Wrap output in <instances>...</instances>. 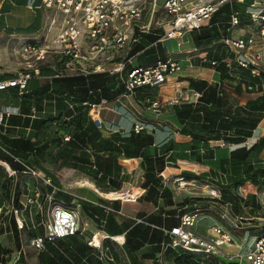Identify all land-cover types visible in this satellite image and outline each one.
<instances>
[{
  "label": "built area",
  "instance_id": "1",
  "mask_svg": "<svg viewBox=\"0 0 264 264\" xmlns=\"http://www.w3.org/2000/svg\"><path fill=\"white\" fill-rule=\"evenodd\" d=\"M236 4L246 5L247 20H242L238 12L233 11L229 15L227 35L222 39L228 52L222 62L227 73L234 78V85L244 82L241 79L242 71L249 73L247 84L243 86L246 92L251 93L254 86L250 80L261 78V67L264 65V0H42L40 8L44 22L39 39L20 42L19 53L24 61L13 77L0 82V91L16 88L20 97L29 93L28 83L40 77V62L50 51L51 43L47 46L44 44L54 36L60 44V53L74 57L77 66L72 70L77 76L119 73L125 92L113 102L124 106L125 100L133 99L138 90L159 88L168 83L172 76L183 71V62L192 65L194 59H200L208 63L207 50L196 46L181 50L183 39L205 27L204 23L207 22L209 26L214 15L225 6L233 8ZM159 30L163 33L151 46L175 41L177 49L168 52L166 60L145 66L134 65L136 56L141 52L130 56L131 47L142 35ZM121 53H127L128 58L114 63L115 56ZM64 59L67 61V58ZM66 61V66L70 67L72 63ZM211 63L216 66L215 62ZM83 64H90L89 69L83 68ZM43 67L53 70V78L70 76L54 67ZM261 81L264 86V78ZM222 89L218 92L220 97H223ZM201 96V93L190 88H178L172 97L157 95L149 101L147 109L160 116L166 108L181 103H197ZM108 103L103 99L97 104L84 102L83 105L89 106L90 111L100 112L101 106ZM35 113L33 110L32 115ZM12 115L19 116V110L8 108L0 112V124H6ZM91 116L97 128L102 130L103 121ZM144 130V124L134 125L136 134ZM154 130L155 127L151 129ZM69 139V136L65 137V141ZM260 140L256 138L255 143ZM216 146L224 148L229 144L221 141ZM211 147L215 146L211 144ZM9 159L19 169L12 167ZM2 161L9 168H5ZM261 163L264 164V159ZM184 172L176 163L167 161L165 169L160 172L163 187L173 191L174 199L182 198V194L208 199V209L213 210L219 221L211 224L205 234H199V219L204 218L207 209L195 208L183 214L179 225L163 228L171 241L163 246L156 263L166 264L163 252L171 248L200 256L201 264L208 259H213L216 264H264V188L256 186L250 189L249 183L239 185L228 191L226 195L230 200L223 202V185L210 179H188ZM20 173L24 176H20ZM125 174L132 175V172L123 171L122 175ZM26 176L28 181H25ZM44 188L51 190L45 192ZM59 192L60 188L51 177L42 174L0 143V238L14 235V243L19 244L14 252L7 255L11 259L10 264H27L26 245L39 257L46 251L48 243L77 236L85 238L86 245L99 262L125 264L111 253L114 248L124 246V236L121 241L117 236H110L103 229V223L100 228L96 227L95 232H90L88 224L82 220L73 204L58 200L56 195ZM119 201L123 203V200ZM104 208L106 212L123 215L121 210L115 211L110 206ZM135 221L143 222L138 218ZM23 230H28V236H23ZM88 232L90 237L87 236Z\"/></svg>",
  "mask_w": 264,
  "mask_h": 264
},
{
  "label": "trees",
  "instance_id": "2",
  "mask_svg": "<svg viewBox=\"0 0 264 264\" xmlns=\"http://www.w3.org/2000/svg\"><path fill=\"white\" fill-rule=\"evenodd\" d=\"M236 5L240 6V4ZM236 5L233 8L229 6V13L220 10L214 15L209 26L192 32L194 46L207 50L209 61L215 62L216 66L214 67L221 73L222 78L230 81H234V78L227 73L225 64L222 62L228 52L226 46L222 43V39L227 35L228 20L231 12H238L242 20H247L246 9L242 13L235 8ZM162 33V30H159L151 34H144L134 44L131 55L141 52L135 60L137 65L145 66L159 60H166L168 52L165 46H162L161 43H158L157 46H151L159 39ZM208 65L209 67L212 66L210 63ZM45 69L47 70V68ZM241 73V79H244V82L235 85L237 88L246 85V81L249 79L247 71H242ZM262 74L261 78L250 80L254 86L251 93L260 92L262 95L241 108L240 113L231 112L224 106V95L220 97L218 94L222 88L220 84L209 85L205 81L189 80V88L201 93L202 96L197 103H181L171 107L174 108L180 120L182 125L181 132L184 135L193 137L198 145L219 140L232 144L246 142L248 138L252 137L254 130L258 127L261 119L264 118ZM124 92L125 88L121 82L116 81L114 76L105 74L86 77L65 76L63 78H52L38 89L21 96L20 115L11 117L8 121L10 125L31 126L34 130H40L46 123L34 120L30 124V119L27 117L32 103H35L39 109V102L43 100L54 101L60 116L50 117L49 123L50 126L53 124L57 126L61 134L52 132L53 135L49 141L50 145L54 143L59 145L56 159L53 158L51 149L49 157L56 163L61 161L62 166H72L90 177L103 192H118L124 182L123 171L118 163L120 156L130 159H142L141 167L145 178L143 185L148 188L146 200L157 204L159 198L167 197L169 199L166 203L168 205L176 204L175 210L167 212L164 210L166 213L164 214L160 208L157 214L147 217L141 216L142 223H135L130 226L127 223H119L116 215L106 212L103 207L94 206L87 202L82 203V208L88 217L96 218L97 222L103 223V229L110 236L116 237L125 233L126 242L124 249L132 264H140L136 253L146 245H151L154 249L153 252L146 254L143 258L156 260L157 256L162 253L163 246L171 241L170 237L164 234L163 228L179 225L180 216L185 211L184 207L192 208L196 205L208 208L210 204L208 199L193 196L177 202L173 199V191L170 188H163L160 172L165 169L167 161L172 160L158 156L150 157L144 154L146 147L152 144L151 135L143 134L142 132L136 134L133 131L130 136H122L116 133L111 139L102 137L100 129L97 128L90 116L89 106H84L83 103L97 104L103 99L109 102L115 101ZM156 96V91L144 92L143 89H140L134 99L136 102L146 104L148 107L149 101L155 99ZM65 136L70 137L69 141H65ZM10 144L12 147L10 150L26 161L31 154L40 153L43 150V146H36L35 143L23 138L14 139ZM44 147L46 149L49 148L48 143ZM263 147L264 138L249 151L246 148H242L231 152V160L245 163L242 166L244 176L239 181H231L232 183L230 182L223 186V202L230 200L226 195L228 191L237 188L239 185L251 183L264 188V167L255 166L252 162H248L249 153L251 151L259 152ZM5 159L7 158L5 157ZM8 161H10L12 167L19 169L17 164L10 159ZM184 174L188 179L202 180L200 175L195 173L184 172ZM160 187L163 188L162 192L159 191ZM167 193L168 196H166ZM57 198L67 204H71L74 199L64 193L58 194ZM112 205L116 211L120 210L118 201H115ZM177 211L181 212L177 214ZM65 252L69 254L77 253L75 261L77 260L81 263L82 257H80V253L92 254V249L78 237L66 238L54 244L48 243L45 253L43 252L44 254L42 253L43 255L41 254L40 256V263L69 264L64 258ZM111 253L117 259L116 254L113 251ZM163 259L166 264H201L202 261L198 255L183 253L171 248L163 252ZM75 263L73 262V264Z\"/></svg>",
  "mask_w": 264,
  "mask_h": 264
},
{
  "label": "crops",
  "instance_id": "3",
  "mask_svg": "<svg viewBox=\"0 0 264 264\" xmlns=\"http://www.w3.org/2000/svg\"><path fill=\"white\" fill-rule=\"evenodd\" d=\"M41 2L42 0H0V43L5 39H15L19 42L37 39L41 33L44 22L43 11L40 8ZM165 44L167 52H174L170 49V45H168V42H166ZM138 53L140 52H137L134 55H137ZM194 61H198L200 62V64H203L200 59ZM208 63L212 65L210 61H208ZM182 65L183 69L185 67V70H183L180 74L170 78V82L167 88H162V86L159 88H143V91H156L157 95L161 97L172 96L175 94V90H177L178 88L189 89V80L195 78V76H200L198 77L199 81H205L209 85H214L217 83L220 84L224 92V106L234 113H240L241 108L245 107V105H247L249 102L255 101L258 97L262 95L260 92H246L244 86H242L241 88L235 87L232 81L222 79L221 73L217 69H215V67H208L206 69L204 68L205 72L200 71L197 73L196 71L200 69V66L195 67L189 62H183ZM45 68L47 67H42L40 77H35L29 81V92L38 89L53 78V70L51 68H47L46 70ZM2 75L3 74H0V82L11 78V76L6 77ZM237 89H239L240 91ZM18 95L19 93L16 88H9L5 91H0V112H3L8 108H14L18 109L21 113V97H18ZM33 110L36 111L34 116L32 115ZM99 110L100 112L90 111V116L93 115L103 121V127L102 130H100L103 138L111 139L112 136L116 133H119L122 136H130L133 133V128L135 124H144L146 130L142 131V133L152 136V144L146 147V149L144 150V154L146 156H158L172 160V162L177 164V167L180 170H183L186 173H195L197 175H200L202 180H213L221 186H225L231 181H239L244 176V170L242 166L245 163L236 160H231V152L242 148H246V150L249 151L256 144V138H264V118L261 119L258 127L254 130L252 137L248 138L247 141L242 144H232L224 140H219L209 141L207 144L198 145L195 143L193 137L184 135L181 132L182 125L176 115V111L174 110V108H166L160 116H156L147 109L146 104L138 103L133 98L128 102L125 101L124 106L111 101L108 104L102 105ZM23 116L25 117V115ZM59 116L60 112L57 110L54 101L43 100L39 102V109L36 107L35 103H32L30 112L27 116L30 119V124L34 120H38L46 123L45 126H43V128L40 130H34L31 128V126L23 127L17 125H10L8 119L11 117H17V115H12L7 119L6 124H0V143L12 149L10 142L14 139L23 138L30 140L32 143H35L36 146H43V150L40 153H35L33 155L31 154L28 157L27 162L33 165L42 174L51 177L54 184L60 188L62 193L68 194L72 197L74 196L76 199L81 200V203L77 207H75L74 205L73 206L78 210V212H80L82 220H85L88 224V230L90 232H95L97 230L96 227L100 228L101 222H97L96 218L88 217V215L82 208L83 202L91 203L94 206H99L103 208L110 206L113 209L112 204L115 202V200H118V203L120 204V210L123 212V215L118 216L116 215V213L113 214L116 215V219L119 223H127L130 226H133L135 223H137L135 221L136 218L140 219L141 216L147 217L150 215H155L157 214L160 208L163 210V212L164 210L165 212H167L176 209V204L168 205L166 203L169 199L167 197L159 198L157 200V204L146 200L148 188H145L143 185V183L145 182V178L144 171L141 167V158L130 159L124 156H120L118 159V163L121 166L122 171L132 172V175H123V184L125 185L126 183H130L133 177H135V181L137 180L141 184L137 188L125 191V193L133 192L131 194H124L117 197L114 195V192H103L101 191V189L97 188L95 182L88 176H86V178H84L83 180L86 179L88 181L93 182V184L98 190L103 193L113 194L114 198H105L103 199V202L100 203V199L102 198H100L99 201L92 199L90 200L85 196L79 195L78 192L72 193L67 191L66 187L68 186L63 184L60 177L57 176L51 166V163L60 166L61 161L56 163L52 161L49 157V153L51 152V145L49 141L53 135V128L55 127L54 124L50 126L49 119L50 117ZM154 127L155 130L151 131V129H153ZM221 141H224L229 144V147L221 148L216 146V144ZM46 143H48L49 146V148L47 149L44 147ZM211 144H213L215 147L212 148ZM196 147L198 148L196 149ZM263 159L264 147L259 152L251 151L249 153L248 162L257 164L258 161L261 164ZM166 173L169 174V171L166 170ZM79 185L81 186V184ZM80 186H78L76 190H80L81 188V190H84L85 188H88L86 186ZM249 187H251L250 189H252L256 186L250 183ZM249 187H247V189H249ZM163 188L160 187L159 191L162 192ZM50 190V188H44L45 192H50ZM166 196H168V193ZM188 197L189 196H187V194H182V198L178 197L174 199L173 197V199L177 202H181L183 199ZM119 200L128 201L123 202L121 204V201ZM126 205L131 206L130 210H134L136 208L135 214L132 215L125 211ZM195 208H203L202 210L204 211L206 207L196 205H194V207L192 208L184 207L185 211L181 215L190 212ZM208 208H206L207 210L204 211V218L199 219V234H205V230L209 226H211V224L219 221L213 213V210ZM165 212L164 214H166ZM179 212L181 211H177V214H179ZM90 232L87 233L88 237H90ZM122 236H124L126 241L125 233L123 235L117 236L118 240H123ZM77 237L81 239L84 244H86L84 237ZM5 239L8 238L1 237L0 242H3ZM11 244L13 245L12 242ZM14 245L16 248L19 246V244L16 245L15 243ZM25 248L27 264H41V255L39 257H36L32 253L29 246L26 245ZM1 249L4 248H0V250ZM153 249V246L146 245L136 253L137 257L139 258L140 264H157L156 261L153 259L143 258V256H145L146 254L153 252ZM112 251L114 254H116L118 261L124 262L125 264H132L130 258L128 257L124 249V246L122 248H114ZM76 255L77 253L69 254L65 252L64 258L67 262H69V264H73V262H76L78 264H105L100 263L92 254L84 252L80 253V257H82V261L80 263L77 260L75 261Z\"/></svg>",
  "mask_w": 264,
  "mask_h": 264
},
{
  "label": "rangeland",
  "instance_id": "4",
  "mask_svg": "<svg viewBox=\"0 0 264 264\" xmlns=\"http://www.w3.org/2000/svg\"><path fill=\"white\" fill-rule=\"evenodd\" d=\"M235 8L238 9L239 11H241L242 13H244V11L246 9V5H240V6L236 5ZM221 11H227L229 13L230 12V8H229V6H225L224 8L221 9ZM204 25H205V27L208 26L207 22L204 23ZM37 39H39V37ZM49 44L51 46L49 48L50 51H49L48 54H45V58L40 62L41 63L40 65L42 67L43 66L54 67L56 70L62 72V74H64V75L66 74V75H70V76H77L75 74V72L72 70L73 68H75L77 66L76 62L74 61V57L71 56V55L67 56L65 54L63 55V54L60 53L62 51L59 48L60 44L58 43V41L55 39L54 36L50 37V40L47 41V43H45L44 46H47ZM168 45H170V49L172 51H175L177 49L176 43L174 41L168 42ZM162 46H166V44L162 43ZM19 47H20V42L18 40H15V39H13V40L5 39V40H3L0 43V74H3L2 76H6V77H10L11 76V77H13L16 74V72L19 71V69L21 68V64L23 63L24 60H23V57L21 56V54L19 53ZM193 47H194V45H193L192 34L191 35L188 34L183 39V43L181 45V50L186 51V50L192 49ZM133 49H134V46L131 47L130 56L132 54ZM55 51H57L59 53H57ZM201 55L204 56L203 53ZM64 58H67V61ZM127 58H128L127 57V53H124L122 55L118 54L114 58L115 59L114 63H116V64L120 63L122 61H125ZM194 60H197V59H194ZM194 60L192 61L193 62L192 65L195 66V67H199L200 66L199 67L200 69H198L196 71L197 73L200 72V71L201 72L202 71L205 72V69L209 67L208 63L200 64V62L194 61ZM64 61H66V63L67 62H71L72 64L70 65V67H67ZM134 65H137L136 61H134ZM89 66H90V64H83V68H85V69H89ZM105 66H109V65H105ZM210 67L214 68V65L212 64V66H210ZM261 68H262V71H263L262 75H263V78H264V65ZM183 70H185V67H184ZM103 74H105V73H103ZM90 75H93V74H88L86 76H90ZM105 75H107V74H105ZM122 75H125V73L122 74ZM81 76H83V75H81ZM86 76H84V77H86ZM113 76L116 78V81L121 82V79H120L121 75L119 73L118 74L115 73ZM172 77H174V76H172ZM198 77H200V76H198ZM198 77L195 76V78H193L191 80L197 81V80H199ZM169 82L164 84V85H162V88H167ZM18 97H20V95H18ZM166 97L169 98V97H172V96H166ZM125 101L128 102L129 100H125ZM52 132H59L61 134V131L58 129L57 126H55L53 128ZM65 137H64V139H65ZM58 145L59 144H55L54 143L50 147V149L52 150V156H53L54 159H56ZM51 166H52L53 171L57 174V176L60 177V179L63 182V184L68 186V187H66L67 191L72 192V193L78 192L79 195L85 196L86 198H88L90 200L92 199V200H98L99 201V199L102 198V199H100V203H102L103 199H105L102 196L98 195L96 192H94L92 189L85 188L84 190H81L82 189L81 188L80 190H76V188L78 186H80L78 181H82L84 178H86V175L85 174L82 175L83 174L82 172L76 170L72 166H62V165L59 166V165H54L53 163H51ZM255 166H263L264 167V164H262V163L260 164L257 161V164H255ZM22 175L23 174L20 173V176H22ZM21 180H22V182H24V179H21ZM131 180L132 181H130V183H126L125 185L121 184L120 189L118 190L119 193L118 192H114L115 193L114 195L118 197V196H121V195H124V194H131L133 192H131V193L130 192H126L125 193V191H129V190H131L133 188H137V187H139L141 185L139 183V181H137V180L135 181V177H133V179H131ZM25 181H28V177L27 176L25 177ZM60 193H62V192H59L58 194H60ZM58 194L56 195V197L58 196ZM73 198L74 199H73L72 203H73V205L75 207H77L81 203V200L80 199H76L74 196H73ZM130 207L131 206L126 205L125 211H127L129 214H132V215L135 214V212H136L135 209L136 208L134 210H130ZM4 231L5 230H3V232ZM27 231L28 230H23V236H25V237L28 236V234H26ZM6 238H8V239H5L3 242H0V246H5L3 251L0 250V264H10L11 259L9 257H7V255L9 253H11V252H14L15 249H16V247L14 245V240H16V237L14 235H7ZM25 239H27V238H25ZM11 242L13 243V245L11 244ZM2 252H4V253H2ZM1 253L5 257L2 258L1 257ZM204 262H205V264H214L215 263V261L213 259H208V260H205Z\"/></svg>",
  "mask_w": 264,
  "mask_h": 264
},
{
  "label": "bare ground",
  "instance_id": "5",
  "mask_svg": "<svg viewBox=\"0 0 264 264\" xmlns=\"http://www.w3.org/2000/svg\"><path fill=\"white\" fill-rule=\"evenodd\" d=\"M2 165L5 167V168H9V166H8V164L6 163V162H3L2 161ZM78 183L79 184H81V186H86V187H88V188H90V189H92L93 191H95V192H97V194H99L100 196H102V197H104V198H106V199H111V198H114V195L113 194H110V193H103V192H101L100 190H98L97 188H96V186L93 184V182H91V181H88V180H82V181H78ZM80 186V187H81ZM124 202H127V201H125V200H123Z\"/></svg>",
  "mask_w": 264,
  "mask_h": 264
}]
</instances>
